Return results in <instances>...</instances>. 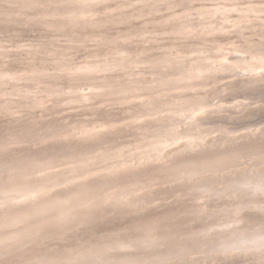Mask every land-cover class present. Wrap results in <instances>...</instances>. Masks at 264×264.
<instances>
[{
    "label": "rangeland",
    "instance_id": "rangeland-1",
    "mask_svg": "<svg viewBox=\"0 0 264 264\" xmlns=\"http://www.w3.org/2000/svg\"><path fill=\"white\" fill-rule=\"evenodd\" d=\"M258 77L264 0H0V264H264Z\"/></svg>",
    "mask_w": 264,
    "mask_h": 264
},
{
    "label": "bare ground",
    "instance_id": "bare-ground-1",
    "mask_svg": "<svg viewBox=\"0 0 264 264\" xmlns=\"http://www.w3.org/2000/svg\"><path fill=\"white\" fill-rule=\"evenodd\" d=\"M203 65V64H202ZM201 70L200 71H198V73L199 74H203L204 76H202L201 77V75H199V74H195V73H192V74H186V72H185V74L186 75H181V77H180V79L183 77L184 79H191V80H195V79H200L201 80V82H205V81H211V80H213V79H219V78H221V77H224L225 78V74H226V72H228V71H230V68H225V69H223V67H222V69H220V70H215V69H211L210 67H209V64H204L201 68H200ZM232 71H235V68H233V69H231ZM206 71H208V72H206ZM189 72V71H188ZM190 72H192V71H190ZM181 73V72H180ZM184 74V73H183ZM178 75H180V74H178ZM179 77L177 78V79H179ZM258 78H263L264 79V77H258ZM203 79V80H202ZM220 80V79H219ZM188 81V80H187ZM197 81V80H196ZM221 81V80H220ZM215 82V81H214ZM261 90L262 89H257V90H253V98L254 97H260V98H262V97H264V95L262 96V94H256V92H261ZM256 91V92H255ZM230 95H231V97L233 98V100H230V103H228V105H227V107L228 106H231L230 108H234V107H232V106H234L235 104H236V101L234 100L235 99V96H238V95H240L241 94V92H237V93H234V94H232V93H229ZM251 96H246L245 98L247 99V98H250ZM118 100V99H117ZM191 103H189V104H187V105H190ZM229 104H231V105H229ZM168 107V106H167ZM190 109H192L191 108V106L189 107ZM174 114V113H173ZM176 114V113H175ZM178 114V113H177ZM175 116V115H174ZM173 116V117H174ZM173 117H172V120H175V118L173 119ZM176 117V116H175ZM177 119V118H176ZM174 122V121H173ZM63 127V126H62ZM168 128H169V123H168ZM170 130V129H169ZM53 131H54V129H53ZM174 131H175V129H174ZM50 132H52V131H50ZM134 132V131H133ZM136 133V132H135ZM158 133V132H157ZM173 136H174V134L173 133H166V132H160V133H158V134H156V136H154V137H151V136H147L146 138H145V140L143 141V142H140L139 143V145H131V146H129V147H127V150L129 149V150H134L135 149V151H133L132 153H129V155H134V156H139V155H144V154H147V150H148V148L150 147L151 149H157V150H159L161 147H163L164 145H166L168 142H169V140H171L172 138H173ZM140 140V139H139ZM141 141V140H140ZM139 142V141H138ZM146 145V146H145ZM140 146H144V147H142V148H140ZM88 148V147H87ZM245 148V147H244ZM91 149H92V147H91ZM95 149V148H94ZM248 149H252V148H248ZM90 150V149H89ZM88 152V151H87ZM248 152V151H247ZM124 154V153H123ZM117 156H118V154H116ZM122 157H123V155H121ZM126 156V155H125ZM114 157V156H113ZM127 157V156H126ZM130 157V156H129ZM259 157V156H258ZM112 158V157H111ZM128 158V157H127ZM127 158H125V159H127ZM115 159V158H114ZM123 159V158H122ZM34 161V160H33ZM36 161V160H35ZM111 160H109V162H110ZM122 161V160H121ZM32 162V161H31ZM39 167V166H38ZM42 167V166H41ZM27 184V183H26ZM15 187H17V186H15ZM17 188H19V187H17ZM17 188H14V189H17ZM18 194H20V193H18Z\"/></svg>",
    "mask_w": 264,
    "mask_h": 264
},
{
    "label": "clouds",
    "instance_id": "clouds-1",
    "mask_svg": "<svg viewBox=\"0 0 264 264\" xmlns=\"http://www.w3.org/2000/svg\"><path fill=\"white\" fill-rule=\"evenodd\" d=\"M258 243V242H257ZM252 250H254V248H247V249H242V248H238V249H236L235 251H252Z\"/></svg>",
    "mask_w": 264,
    "mask_h": 264
}]
</instances>
